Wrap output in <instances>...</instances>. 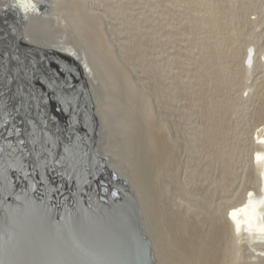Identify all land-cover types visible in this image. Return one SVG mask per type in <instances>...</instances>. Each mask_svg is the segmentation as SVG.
<instances>
[{
  "label": "bare ground",
  "instance_id": "1",
  "mask_svg": "<svg viewBox=\"0 0 264 264\" xmlns=\"http://www.w3.org/2000/svg\"><path fill=\"white\" fill-rule=\"evenodd\" d=\"M96 1L0 0V209L65 210L78 182L104 202L120 179L154 264H264V47L235 35L248 4ZM103 4L151 9L149 44L127 42L150 93Z\"/></svg>",
  "mask_w": 264,
  "mask_h": 264
},
{
  "label": "water",
  "instance_id": "2",
  "mask_svg": "<svg viewBox=\"0 0 264 264\" xmlns=\"http://www.w3.org/2000/svg\"><path fill=\"white\" fill-rule=\"evenodd\" d=\"M107 184L104 202L75 185L65 210L0 209V264H154L135 197L120 179Z\"/></svg>",
  "mask_w": 264,
  "mask_h": 264
},
{
  "label": "rangeland",
  "instance_id": "3",
  "mask_svg": "<svg viewBox=\"0 0 264 264\" xmlns=\"http://www.w3.org/2000/svg\"><path fill=\"white\" fill-rule=\"evenodd\" d=\"M97 1H100L102 3L101 0H97ZM237 1L242 3L241 0L240 1L237 0ZM243 1L246 2L248 5L245 4V8H244V4H243L242 5L243 8H241L242 12H239V14L236 15L235 22L237 26L235 27L236 29L235 35L238 39L237 43L238 45H240V47H242L241 50L242 49L246 50L245 48H248V47H255V49L261 51L262 50L261 48L264 47V28H263L264 24H262L264 23V17H263L264 16V0H243ZM87 5H89L88 2H87ZM105 5L106 4H103L102 6L103 9H101L104 12L102 11L101 12L104 13L106 17L108 18V21H110L109 23L110 25L108 27L109 37L112 38L111 40L115 42V44H117L116 46L117 50L118 48L120 49L119 51L120 52L119 54L121 56L120 59L121 60L123 59V62H125L126 67H128L127 69L128 70L130 69L128 71V74L131 78H133V81L137 84V87L139 88V90L150 93L151 88L149 84V80H150L149 79L150 78L149 67L148 66L146 67V63L144 61L141 62L139 59H137L139 55L138 54L135 55L136 52L134 51V48L137 46L135 42L131 43L130 48H128L127 42H128V38H130L129 37L130 35L133 36L135 33L141 32L143 33V35H145L144 41H147L149 44V41H150L149 37L151 38V32L153 31L152 30L153 14L151 16V9L148 6L144 8L143 4L133 5L134 7L131 8L132 10L127 11V14L128 13L131 14L129 18L123 13L121 12L119 13L117 9L111 10L110 6L108 5L105 6ZM191 12L193 13L195 11L193 10ZM200 14H203V13L201 12ZM126 20H128V24H125ZM251 20L253 21L250 23L249 21ZM115 21L116 22L119 21V22L115 24L116 23ZM244 50H242L241 52H243ZM146 57L148 58V55ZM252 129L253 128L250 129V132H252Z\"/></svg>",
  "mask_w": 264,
  "mask_h": 264
}]
</instances>
